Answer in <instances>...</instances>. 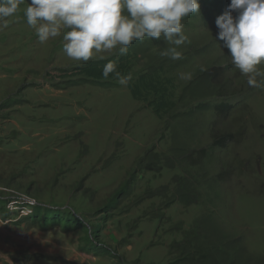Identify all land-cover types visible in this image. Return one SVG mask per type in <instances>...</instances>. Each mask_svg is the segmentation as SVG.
Masks as SVG:
<instances>
[{
  "label": "rangeland",
  "instance_id": "1",
  "mask_svg": "<svg viewBox=\"0 0 264 264\" xmlns=\"http://www.w3.org/2000/svg\"><path fill=\"white\" fill-rule=\"evenodd\" d=\"M27 2L0 29V264H264V66L249 85L216 39L230 0H199L179 60L86 63Z\"/></svg>",
  "mask_w": 264,
  "mask_h": 264
},
{
  "label": "clouds",
  "instance_id": "2",
  "mask_svg": "<svg viewBox=\"0 0 264 264\" xmlns=\"http://www.w3.org/2000/svg\"><path fill=\"white\" fill-rule=\"evenodd\" d=\"M23 3L0 0V29L9 26ZM195 13H200L199 0H30L23 16L41 43L62 35L67 57L86 63L102 52L125 54L134 41L145 38H163L171 46L161 56L179 60L178 48L187 41L183 20ZM215 23L216 39L223 41L232 65L249 85L258 86L264 66V0H230ZM110 74L127 84L112 61L102 70L105 79ZM181 79L191 75L182 73Z\"/></svg>",
  "mask_w": 264,
  "mask_h": 264
}]
</instances>
